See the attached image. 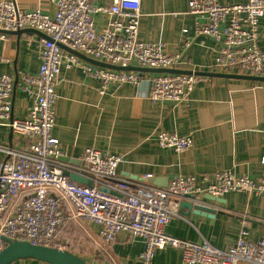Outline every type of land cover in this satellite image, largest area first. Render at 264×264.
I'll list each match as a JSON object with an SVG mask.
<instances>
[{
	"label": "built area",
	"instance_id": "obj_1",
	"mask_svg": "<svg viewBox=\"0 0 264 264\" xmlns=\"http://www.w3.org/2000/svg\"><path fill=\"white\" fill-rule=\"evenodd\" d=\"M52 1L56 11L49 15L40 10L24 12L13 0H0L1 40L7 39L6 32L22 29H34L49 38L42 40L36 75L0 76V125L22 139L20 148L0 142L4 155L0 160V252L6 247L3 238L63 249L61 230L80 219L96 225L107 244L122 232L143 240L141 264H152L155 254L168 247L181 252L180 264H264V236L257 242L247 238L249 220L242 222L236 244L227 250L217 249L206 240H182L166 233L168 224L180 216L182 201L198 202L203 195L220 198L230 192L264 195V178L254 180L223 170L205 187L194 176L179 175L166 188H160L147 182L149 176L142 180L120 176L123 158L97 148L85 151L80 166L61 161L63 152L53 128L63 68H80L99 80L101 94L113 85L143 88V95L154 104L187 102L200 77L92 67L58 46L123 68L180 69L182 54L168 53L161 43L139 40L141 0H118L108 6H97L94 0ZM188 11L204 20L196 23L195 38L212 39L218 46L211 72L238 69L245 75L264 76V51L259 45L264 0L241 4L188 0ZM98 16L108 18L100 30ZM192 43L186 41L185 46ZM16 82L29 99L23 119L12 116ZM156 142L177 152L193 148L191 135L160 131ZM66 173L83 176L92 186L76 183Z\"/></svg>",
	"mask_w": 264,
	"mask_h": 264
},
{
	"label": "crops",
	"instance_id": "obj_2",
	"mask_svg": "<svg viewBox=\"0 0 264 264\" xmlns=\"http://www.w3.org/2000/svg\"><path fill=\"white\" fill-rule=\"evenodd\" d=\"M13 1L24 12L40 10L52 15L56 11L52 0ZM117 1L94 0V4L108 6ZM220 1L241 4L247 0ZM107 20L104 16L96 17L99 30ZM197 22L204 20L189 13L188 0H141L139 40L161 43L168 53L182 54L181 70L208 72L218 46L212 39L195 38ZM260 29L259 45L264 51V19ZM43 39L34 33L8 34L6 40L0 39V76L36 75ZM186 41L193 43L187 48ZM242 73L238 69L227 71L245 75ZM100 88L101 82L80 68L62 69L53 136L60 141L63 157L81 162L88 148H97L123 158L118 168L120 176L133 180L149 176L165 187L179 175L194 176L205 187L223 170L254 180L264 178V82L200 78L189 100L182 104H154L143 95V88L130 84L113 85L105 94L100 93ZM28 106V96L19 82L13 92V118L23 119ZM160 131L191 135L193 148L177 152L159 147L156 135ZM0 142L14 148L22 146L21 137L2 125ZM3 158L0 153V160ZM203 196L198 202L203 203ZM207 205L221 213L213 220L193 213L190 217L180 215L168 224L167 235L194 242L206 240L217 249L227 250L236 244L242 222L249 220L247 238L257 242L264 236V195L230 192L220 197V202ZM69 227L87 246L86 255L71 252L89 264H141L143 240L122 232L107 244L99 236V228L88 221L78 219ZM67 228L61 230L60 242L64 241ZM180 263L181 252L170 247L159 250L152 262ZM14 264L44 263L20 260Z\"/></svg>",
	"mask_w": 264,
	"mask_h": 264
},
{
	"label": "water",
	"instance_id": "obj_3",
	"mask_svg": "<svg viewBox=\"0 0 264 264\" xmlns=\"http://www.w3.org/2000/svg\"><path fill=\"white\" fill-rule=\"evenodd\" d=\"M7 34H15V35H22L24 33H34L39 36H42L44 39L49 40L48 37L43 35L42 33L34 30V29H22L17 30L14 32H6ZM59 47L68 51L69 53L77 56L78 58L84 59L85 61L92 63L94 65L108 68L116 71H132V72H139V73H152V74H188V75H195L200 78H224V79H245L251 81H259L264 82V76H254V75H238V74H227L221 72H211V71H187L181 69H151V68H142L136 66H128L126 68L113 66L109 64H105L102 62H98L88 57L84 56L83 54L72 50L66 46L58 44ZM17 83V82H16ZM61 161L71 164H75L77 166L81 165L79 160H74L66 157H62ZM72 181L80 184H84L87 186H92V182L86 179L83 176H80L75 173H66ZM138 178H134L137 180ZM157 178H148L147 182L149 184L155 185L160 188H166L164 185L159 184L156 180ZM101 191L107 192L108 190L105 188H101ZM204 200L203 203L195 202V201H182L180 203V215H185L190 217L191 214H195L201 217H207L213 220L218 212L216 208L210 207L207 204H213L215 202H220V198L212 197L209 195L203 196ZM184 209H188V213L184 212ZM4 242L6 243V247L4 250L0 252V264H14L20 260H34L44 264H89L83 258L77 256L76 254L72 253L69 250L54 248V247H47V246H40V245H33L26 241H11L9 239L3 238Z\"/></svg>",
	"mask_w": 264,
	"mask_h": 264
},
{
	"label": "rangeland",
	"instance_id": "obj_4",
	"mask_svg": "<svg viewBox=\"0 0 264 264\" xmlns=\"http://www.w3.org/2000/svg\"><path fill=\"white\" fill-rule=\"evenodd\" d=\"M67 228V227H66ZM74 228L69 227L67 228V232H63L64 234V241H62V247L65 250H69V251H75L76 253H80V254H87L86 250H87V246L84 245L83 242L80 241V239L78 238V236L76 234H74ZM61 233V232H60ZM79 242V243H78ZM81 245H83L81 247Z\"/></svg>",
	"mask_w": 264,
	"mask_h": 264
},
{
	"label": "trees",
	"instance_id": "obj_5",
	"mask_svg": "<svg viewBox=\"0 0 264 264\" xmlns=\"http://www.w3.org/2000/svg\"><path fill=\"white\" fill-rule=\"evenodd\" d=\"M61 243H62V241H61Z\"/></svg>",
	"mask_w": 264,
	"mask_h": 264
}]
</instances>
